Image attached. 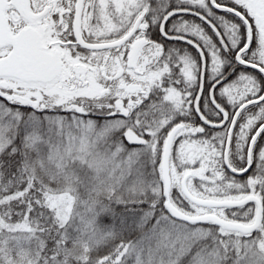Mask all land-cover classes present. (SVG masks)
<instances>
[{
    "label": "snow or ice",
    "instance_id": "obj_1",
    "mask_svg": "<svg viewBox=\"0 0 264 264\" xmlns=\"http://www.w3.org/2000/svg\"><path fill=\"white\" fill-rule=\"evenodd\" d=\"M0 264H264V0H0Z\"/></svg>",
    "mask_w": 264,
    "mask_h": 264
}]
</instances>
